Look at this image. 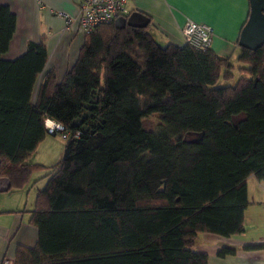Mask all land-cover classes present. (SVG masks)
Wrapping results in <instances>:
<instances>
[{"label": "trees", "instance_id": "trees-1", "mask_svg": "<svg viewBox=\"0 0 264 264\" xmlns=\"http://www.w3.org/2000/svg\"><path fill=\"white\" fill-rule=\"evenodd\" d=\"M125 18L85 35L57 82L54 71L40 79L43 39L2 58L15 16L0 4L6 192L45 169L28 160L47 136L46 122L69 134L30 211L37 242L18 246L14 264H207L192 250L199 233L244 231L246 179L264 180V44L240 48L241 76L228 85L236 70L228 58L209 47L160 46L146 27L116 23ZM153 115L158 125L147 128ZM234 253L222 247L217 256Z\"/></svg>", "mask_w": 264, "mask_h": 264}, {"label": "crops", "instance_id": "crops-1", "mask_svg": "<svg viewBox=\"0 0 264 264\" xmlns=\"http://www.w3.org/2000/svg\"><path fill=\"white\" fill-rule=\"evenodd\" d=\"M79 1L0 0L15 16L14 32L2 58L14 60L25 52L29 42L43 39L47 59L40 79L45 72L54 71L59 82L76 61L85 41L77 23ZM126 3V18L133 12L144 15L148 19L147 31L160 46L170 43L183 46L181 27L191 21L209 27V48L238 67L237 40L248 17V0H126ZM37 181L40 182L34 184L33 195L29 183L19 190L0 191V259L3 256L14 259L18 246L32 248L37 242V230L27 224L37 191L43 188L46 179ZM246 202L244 231L240 235L229 238L208 233L197 235L192 250L205 254L207 264H264V180L258 181L254 176L246 179ZM250 246L258 247L243 249ZM222 247L233 248L235 253L218 257Z\"/></svg>", "mask_w": 264, "mask_h": 264}, {"label": "built area", "instance_id": "built-area-1", "mask_svg": "<svg viewBox=\"0 0 264 264\" xmlns=\"http://www.w3.org/2000/svg\"><path fill=\"white\" fill-rule=\"evenodd\" d=\"M126 0H80L78 4L77 23L80 31L90 34L101 25L126 15ZM181 33L185 44L193 49L202 50L209 47L211 29L205 25L186 21L181 27ZM47 136L60 135L63 141L69 137L60 124L46 122ZM0 264H14V259L3 256Z\"/></svg>", "mask_w": 264, "mask_h": 264}, {"label": "water", "instance_id": "water-1", "mask_svg": "<svg viewBox=\"0 0 264 264\" xmlns=\"http://www.w3.org/2000/svg\"><path fill=\"white\" fill-rule=\"evenodd\" d=\"M249 13L247 20L240 30L237 45L249 51H255L264 44V0H248ZM121 21V25H128L135 28H145L148 24V19L138 13L133 12ZM264 69V62H263ZM8 181L0 179V191L8 190Z\"/></svg>", "mask_w": 264, "mask_h": 264}, {"label": "rangeland", "instance_id": "rangeland-1", "mask_svg": "<svg viewBox=\"0 0 264 264\" xmlns=\"http://www.w3.org/2000/svg\"><path fill=\"white\" fill-rule=\"evenodd\" d=\"M240 76L241 75L239 74L236 68V70L234 71V79L227 84L233 85ZM223 85H225V83L220 80L218 86H223ZM143 124L147 128H155L158 125V116L153 115L152 117H150V119L144 120ZM64 145H65V141L61 139L60 135L46 136L45 140L40 143V145L34 152L33 156L30 157V159L28 160V162L31 164L41 165L45 168V169L37 168L29 176V180L27 183H29L28 187L31 186V189L29 192L32 195L34 194L36 190V186H34V184L36 182H37L36 184H39L40 182V181L39 182L37 181L38 178L41 179V177L44 174H46V170L49 169V167H51L52 165H54L61 159L62 154H63ZM32 195H30L31 198L33 197ZM31 226L32 225H30V227Z\"/></svg>", "mask_w": 264, "mask_h": 264}, {"label": "bare ground", "instance_id": "bare-ground-1", "mask_svg": "<svg viewBox=\"0 0 264 264\" xmlns=\"http://www.w3.org/2000/svg\"><path fill=\"white\" fill-rule=\"evenodd\" d=\"M127 4V3H126ZM106 25V24H105ZM102 26V25H101ZM124 27V26H123ZM148 29V27H146ZM98 29V28H97ZM138 29V28H137ZM140 29V28H139ZM144 29V28H143ZM167 45V44H166ZM187 45V44H186ZM210 46V45H209ZM192 48V47H191ZM206 49V48H205ZM45 121V120H44ZM47 121V120H46ZM46 124V123H45Z\"/></svg>", "mask_w": 264, "mask_h": 264}]
</instances>
